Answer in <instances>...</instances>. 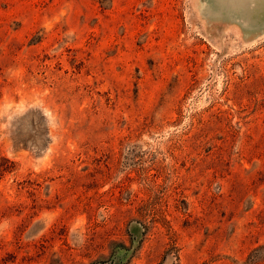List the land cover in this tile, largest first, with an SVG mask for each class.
Segmentation results:
<instances>
[{
	"label": "rangeland",
	"instance_id": "obj_1",
	"mask_svg": "<svg viewBox=\"0 0 264 264\" xmlns=\"http://www.w3.org/2000/svg\"><path fill=\"white\" fill-rule=\"evenodd\" d=\"M228 3L0 0V264H264V24Z\"/></svg>",
	"mask_w": 264,
	"mask_h": 264
},
{
	"label": "crops",
	"instance_id": "obj_2",
	"mask_svg": "<svg viewBox=\"0 0 264 264\" xmlns=\"http://www.w3.org/2000/svg\"><path fill=\"white\" fill-rule=\"evenodd\" d=\"M227 3L229 0H226ZM231 6V8H236L235 6L227 4ZM254 6L251 11L248 13L247 10H231L235 12V14L239 15L242 20L249 22L250 24L261 26L264 24V0H253L251 3Z\"/></svg>",
	"mask_w": 264,
	"mask_h": 264
},
{
	"label": "bare ground",
	"instance_id": "obj_3",
	"mask_svg": "<svg viewBox=\"0 0 264 264\" xmlns=\"http://www.w3.org/2000/svg\"><path fill=\"white\" fill-rule=\"evenodd\" d=\"M253 0H239V5L237 10H251L254 6L251 5ZM250 4V5H249ZM250 6V8H249Z\"/></svg>",
	"mask_w": 264,
	"mask_h": 264
}]
</instances>
